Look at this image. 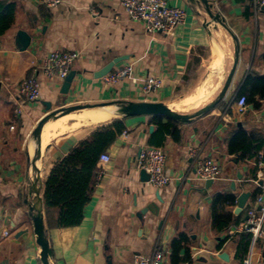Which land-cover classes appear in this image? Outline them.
<instances>
[{"label":"crops","instance_id":"0c3cea01","mask_svg":"<svg viewBox=\"0 0 264 264\" xmlns=\"http://www.w3.org/2000/svg\"><path fill=\"white\" fill-rule=\"evenodd\" d=\"M165 1L185 12L183 23L169 33L146 31L128 18L120 0H60L53 6L0 0V264H41L24 203L33 177L32 132L60 106L75 108L48 120L38 137L41 197L55 162L113 120L124 128L101 150L110 161L96 162L79 224L58 226V209H45L42 198L51 264H132L156 248L168 264H242L249 253L256 264L263 254L264 235L253 239L236 227L250 208L261 212L255 200L264 181V5L207 0L210 14L201 0ZM54 49L78 53L67 79L41 77L39 97L21 103L19 83ZM114 58L119 61L111 71L129 64L134 81L104 83L98 73ZM147 76L159 77L162 86L145 91ZM241 95L246 106L239 111ZM126 101H160L186 115L214 105L186 121L164 116V124L171 122L166 129L150 114H123ZM18 104L22 110L16 114ZM190 146L220 167L211 183L195 178L186 153ZM146 147L164 152L167 186L153 187L141 175L138 155ZM217 196L233 199L223 207L231 219L223 230L212 223Z\"/></svg>","mask_w":264,"mask_h":264},{"label":"built area","instance_id":"2783aa9c","mask_svg":"<svg viewBox=\"0 0 264 264\" xmlns=\"http://www.w3.org/2000/svg\"><path fill=\"white\" fill-rule=\"evenodd\" d=\"M48 6H53L60 0H43ZM120 4L129 19L139 21L144 25L146 31H161L169 33L178 25L183 23L185 12L176 6H170L165 0H120ZM254 8L264 5V0H252ZM78 57L75 51L54 49L48 52L42 59L34 62L30 67L29 74L21 80L18 85V93L21 103H29L39 97L40 78L47 80L64 79L68 74L73 62ZM132 67L125 64L103 76L106 85H114L123 79L133 80ZM162 86V80L159 77L147 76L146 83L143 87L145 91L159 89ZM246 106V97L241 95L237 100V107L242 111ZM14 113H19L22 109L18 104L14 109ZM126 131L122 134L125 135ZM187 156L192 164L194 176L196 179L207 181L219 177L220 167L205 157L199 148L188 147ZM261 164L264 166V154L260 155ZM99 161L103 164L110 161L107 153L99 155ZM138 164L147 174V184L161 188L167 186L171 178L164 173L165 154L157 147H146L140 150L138 155ZM103 171H99L97 180L101 177ZM260 193L257 195L255 202L260 205V214L256 213L255 208L247 211L246 218L236 227V229L249 231L253 235V239L263 236L261 225L264 219V181L261 185ZM4 234H7L5 231ZM252 254L249 253L243 260L242 264H253ZM256 264H264V254L258 255L255 260ZM132 264H168L162 250L155 249L145 256L135 257ZM185 264V263H183Z\"/></svg>","mask_w":264,"mask_h":264},{"label":"trees","instance_id":"16d2710c","mask_svg":"<svg viewBox=\"0 0 264 264\" xmlns=\"http://www.w3.org/2000/svg\"><path fill=\"white\" fill-rule=\"evenodd\" d=\"M151 117L163 128L168 129L171 126L170 120L164 124V116ZM123 128L121 120H113L100 131L91 133L89 139L82 140L50 169L43 184L42 198L45 209L55 207L58 209V226H74L82 221L84 207L90 200L93 183L96 180V162L101 150L113 142L116 134ZM232 200L227 197H215L212 205V223L217 230L229 226L231 219L223 207L226 202L231 203ZM176 244L174 241L173 245Z\"/></svg>","mask_w":264,"mask_h":264},{"label":"water","instance_id":"95a60500","mask_svg":"<svg viewBox=\"0 0 264 264\" xmlns=\"http://www.w3.org/2000/svg\"><path fill=\"white\" fill-rule=\"evenodd\" d=\"M203 3H205L207 6V10L209 11V4L207 0H201ZM211 14V13H210ZM215 17H219V14L216 13ZM119 60L115 59L110 61L101 71L98 73V75L102 76L110 72L114 66V63H117ZM234 68L231 70L230 74L228 75L225 85L219 94V98H222L223 94L225 93L228 84L230 82L229 79H231V76L233 74ZM68 77V76H67ZM66 77V79H67ZM114 103H105L103 105H109ZM214 104L207 105L205 107H202L198 111H196L192 115H186V114H180L175 111H173L171 108H168L167 105H165L163 102L160 101H126L125 103L121 104V111L123 114L126 116H134V115H161L165 116L170 119L174 120H181V121H186L189 120L190 118L194 116H198L200 114L205 113L208 111L211 107H213ZM47 110L50 109V105L46 104ZM91 107H94L92 105ZM75 107H64L60 106L59 108L56 109H51L49 110L37 123L35 129L32 132V136L35 140V150L33 151V155L30 158V163H31V168H32V173L33 177L31 179V184L29 186V193L34 192L33 197H29V193H27L26 198L24 200L25 205H27L28 210H29V218L31 220V226H32V233L34 235L35 242L36 244L40 247L39 251V258L41 261V264H51L50 263V258H52V251L51 248L49 247L48 239H47V231L44 226V221H43V202H42V197L39 195V190L41 187L40 183V178H39V166L35 164V158L40 155V146L41 144L39 143L38 137L39 134L44 126V124L50 120L53 119L55 116H57L60 113H67L70 112L71 109ZM141 175L146 178L147 180V174L145 173L144 170L141 171ZM212 180H207L206 184L211 183ZM243 199L244 195H240L238 198V204L241 207L243 204ZM264 254V251H263Z\"/></svg>","mask_w":264,"mask_h":264},{"label":"bare ground","instance_id":"6f19581e","mask_svg":"<svg viewBox=\"0 0 264 264\" xmlns=\"http://www.w3.org/2000/svg\"><path fill=\"white\" fill-rule=\"evenodd\" d=\"M80 114H81V113H80ZM96 114H97V113H96ZM70 115H71V114H70ZM111 115H112V114H111ZM105 117H106V116H105ZM73 118H74V117H73ZM59 120H61V119H59ZM59 120H58V121H59ZM64 120H65V119H64ZM87 121H88V120H87ZM63 122H64V121H63ZM73 123H75V122H73ZM75 124L77 125V122H76ZM73 126H74V125H73ZM73 126H72V127H73ZM46 127H47V126H46ZM59 127H60V126H59ZM61 128H62V127H61ZM70 129H71V128H70ZM32 155H33V153L31 154V156H32Z\"/></svg>","mask_w":264,"mask_h":264},{"label":"rangeland","instance_id":"374dc122","mask_svg":"<svg viewBox=\"0 0 264 264\" xmlns=\"http://www.w3.org/2000/svg\"><path fill=\"white\" fill-rule=\"evenodd\" d=\"M176 107V106H175ZM178 107V106H177Z\"/></svg>","mask_w":264,"mask_h":264}]
</instances>
